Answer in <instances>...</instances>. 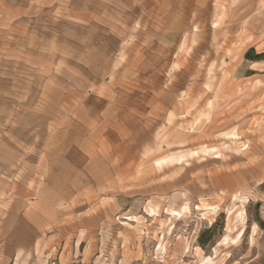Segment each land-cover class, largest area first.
<instances>
[{
    "label": "rangeland",
    "instance_id": "rangeland-1",
    "mask_svg": "<svg viewBox=\"0 0 264 264\" xmlns=\"http://www.w3.org/2000/svg\"><path fill=\"white\" fill-rule=\"evenodd\" d=\"M173 2L174 30L187 26L176 15L189 14L185 45L199 44L188 70H168L167 92L188 88V105L166 116L157 98L124 119L122 141L120 115L107 118L116 130L112 149L89 141L74 150L72 117L61 118L68 138L49 142L53 171L48 181L33 174L31 212L16 214L15 229L0 228V264H264V0ZM8 14L0 4V124L14 107L56 121L73 91L56 81L52 50L70 47L41 21L27 22L34 32L13 39L25 22ZM25 46L33 53L21 61L18 47ZM36 54L49 58L46 69L25 66L39 64ZM161 75L144 86L158 97ZM78 119L83 136L89 118ZM203 203L217 214L203 217Z\"/></svg>",
    "mask_w": 264,
    "mask_h": 264
},
{
    "label": "crops",
    "instance_id": "crops-1",
    "mask_svg": "<svg viewBox=\"0 0 264 264\" xmlns=\"http://www.w3.org/2000/svg\"><path fill=\"white\" fill-rule=\"evenodd\" d=\"M0 4L8 9L10 20L25 22L24 26L15 24L13 39H25L34 32L27 22L41 21L49 26L41 30L51 31L48 35L56 37L58 44L70 47L67 53L60 45L52 50L58 55L56 62L36 54L39 64L28 61L24 64L43 70L51 62L58 84L73 91L68 101L63 100L64 106L62 112L56 114V121L50 120L53 115L46 112L32 113L30 109L14 107L9 110L7 123L0 124V228L10 230L16 228L11 222L17 213L32 210L28 201L36 195L32 186L33 174L44 181L50 179L53 169L50 168L49 142L52 139L63 137L72 127L74 150L81 149L84 142L89 141L94 149H97L98 141L104 149L107 146L112 149L116 130L107 118L120 115L122 141L124 119L138 117L144 109L150 110L153 104L150 102H156L157 98L166 116L188 105V88L178 94L167 92L171 77L168 70L173 64L181 72L188 70L189 53L199 50V44L191 48L185 45V34L189 37L187 29L191 28L189 14L176 15L180 16V21L187 22L184 30H174L171 25L173 0H0ZM195 35L199 37V31ZM18 49L21 61L33 53L27 46ZM41 49L42 53L47 50ZM70 52L73 55H68ZM66 62L71 65L66 67ZM157 72L163 75L160 84L165 86L159 97L144 87L154 85ZM83 85L89 86L88 92L78 94ZM84 113L88 115L89 125L81 136L76 130L81 126L78 118ZM21 115L26 117L25 121L18 120ZM68 116L72 117V126L66 130L61 125V118ZM33 118L38 119V123H29ZM4 120L0 116V122ZM103 123L105 127L101 130ZM65 138L68 137L64 136V143ZM35 180L38 182L37 178ZM48 188V185L41 188V195Z\"/></svg>",
    "mask_w": 264,
    "mask_h": 264
},
{
    "label": "bare ground",
    "instance_id": "bare-ground-1",
    "mask_svg": "<svg viewBox=\"0 0 264 264\" xmlns=\"http://www.w3.org/2000/svg\"><path fill=\"white\" fill-rule=\"evenodd\" d=\"M235 199H239V196L238 195H235ZM235 201H237V200H235ZM198 208H200V211H201L203 217L204 216H214V215L217 214V211H218V207H216V206H210V205H207L205 203H203L202 205L198 206ZM184 212L186 214H188L189 210H188L187 206L184 208ZM243 214H244V211L243 210H239V212H238V218L239 219H243Z\"/></svg>",
    "mask_w": 264,
    "mask_h": 264
}]
</instances>
